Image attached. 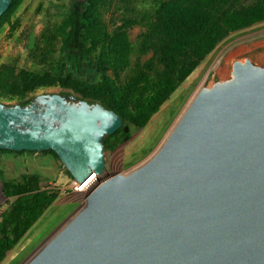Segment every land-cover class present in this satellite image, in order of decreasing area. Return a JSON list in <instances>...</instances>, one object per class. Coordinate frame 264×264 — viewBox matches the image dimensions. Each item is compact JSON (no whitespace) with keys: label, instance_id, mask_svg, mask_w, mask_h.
I'll return each instance as SVG.
<instances>
[{"label":"water","instance_id":"obj_1","mask_svg":"<svg viewBox=\"0 0 264 264\" xmlns=\"http://www.w3.org/2000/svg\"><path fill=\"white\" fill-rule=\"evenodd\" d=\"M11 2L0 0V17ZM259 47L226 58L154 153L103 181L105 138L123 126L119 114L70 93L0 102V149L53 150L79 184L98 181L21 264H264Z\"/></svg>","mask_w":264,"mask_h":264},{"label":"trees","instance_id":"obj_2","mask_svg":"<svg viewBox=\"0 0 264 264\" xmlns=\"http://www.w3.org/2000/svg\"><path fill=\"white\" fill-rule=\"evenodd\" d=\"M20 1L12 0L0 23ZM71 2L62 23L35 39L30 55L40 70L0 66V102H29L51 80L121 116L123 126L105 138V150L112 151L130 136L132 126H146L229 34L264 21V0H163L145 12L123 15L120 23L104 19L115 0ZM135 25L145 29L137 47L129 36ZM149 54L131 69L134 55ZM49 151L58 157L53 150L43 152ZM2 192L12 202L0 212V263L59 196L36 178L2 180Z\"/></svg>","mask_w":264,"mask_h":264},{"label":"rangeland","instance_id":"obj_3","mask_svg":"<svg viewBox=\"0 0 264 264\" xmlns=\"http://www.w3.org/2000/svg\"><path fill=\"white\" fill-rule=\"evenodd\" d=\"M71 1L21 0L0 23V66L10 63L18 68L40 70L42 67L35 66L30 55L35 39L43 29L62 23ZM161 1L163 0H115L114 5L104 12V19L110 23L119 22L123 15L132 16L135 12H145ZM144 31L142 26L130 27L129 36L135 47L138 46L140 35ZM254 45L260 46L257 50L264 49V21L229 34L163 103L146 126H132L126 141L113 151L105 150V171L98 181L117 173H126L147 160L161 144L204 80L211 78L226 58L237 54L242 48ZM150 57L151 54L140 59L134 55L131 69ZM130 73V69L125 72ZM48 82L32 97L43 93H70L79 97L73 91L55 85L51 80ZM2 103L11 105L16 101ZM23 178L39 179L45 187L58 190L59 196L0 264H21L81 206L85 195L98 185L95 180L85 191H74V178L59 157L51 151L0 153V183L2 180L20 182ZM1 189L0 186V212L12 202V199H7L1 193Z\"/></svg>","mask_w":264,"mask_h":264},{"label":"built area","instance_id":"obj_4","mask_svg":"<svg viewBox=\"0 0 264 264\" xmlns=\"http://www.w3.org/2000/svg\"><path fill=\"white\" fill-rule=\"evenodd\" d=\"M85 184H79L76 180L73 181V185H72V189L76 192H82V191H85V189H83V186ZM89 193V192H88ZM86 196V195H85Z\"/></svg>","mask_w":264,"mask_h":264},{"label":"bare ground","instance_id":"obj_5","mask_svg":"<svg viewBox=\"0 0 264 264\" xmlns=\"http://www.w3.org/2000/svg\"><path fill=\"white\" fill-rule=\"evenodd\" d=\"M94 182V178H92L89 182H87L84 186L83 189H87L92 183Z\"/></svg>","mask_w":264,"mask_h":264}]
</instances>
